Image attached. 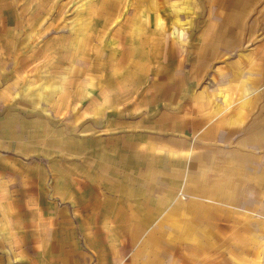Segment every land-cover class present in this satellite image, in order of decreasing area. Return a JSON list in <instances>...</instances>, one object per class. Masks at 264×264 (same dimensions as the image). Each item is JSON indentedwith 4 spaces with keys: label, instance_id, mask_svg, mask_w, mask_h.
Masks as SVG:
<instances>
[{
    "label": "rangeland",
    "instance_id": "1",
    "mask_svg": "<svg viewBox=\"0 0 264 264\" xmlns=\"http://www.w3.org/2000/svg\"><path fill=\"white\" fill-rule=\"evenodd\" d=\"M0 264H264V0H0Z\"/></svg>",
    "mask_w": 264,
    "mask_h": 264
},
{
    "label": "crops",
    "instance_id": "2",
    "mask_svg": "<svg viewBox=\"0 0 264 264\" xmlns=\"http://www.w3.org/2000/svg\"><path fill=\"white\" fill-rule=\"evenodd\" d=\"M14 54H16V52H15ZM108 103H109V106H110V103H111V99H109V100H108Z\"/></svg>",
    "mask_w": 264,
    "mask_h": 264
}]
</instances>
